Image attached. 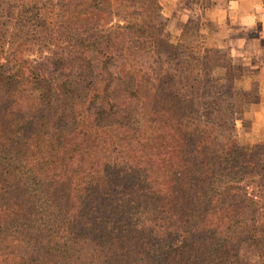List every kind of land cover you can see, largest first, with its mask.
Wrapping results in <instances>:
<instances>
[{
  "label": "trees",
  "instance_id": "trees-1",
  "mask_svg": "<svg viewBox=\"0 0 264 264\" xmlns=\"http://www.w3.org/2000/svg\"><path fill=\"white\" fill-rule=\"evenodd\" d=\"M166 22L0 0V264H264V142L240 151L232 82Z\"/></svg>",
  "mask_w": 264,
  "mask_h": 264
},
{
  "label": "crops",
  "instance_id": "crops-1",
  "mask_svg": "<svg viewBox=\"0 0 264 264\" xmlns=\"http://www.w3.org/2000/svg\"><path fill=\"white\" fill-rule=\"evenodd\" d=\"M167 29L178 32L189 19L203 23L206 37L218 36L215 47L226 49L238 64L249 69L242 77L247 84H260L259 96L253 105L252 133L264 138V0H173ZM167 6V3H166ZM165 7V6H164ZM197 11L194 14L191 10ZM251 17V25L243 21ZM177 21H182L176 25ZM249 110V107H248Z\"/></svg>",
  "mask_w": 264,
  "mask_h": 264
},
{
  "label": "rangeland",
  "instance_id": "rangeland-1",
  "mask_svg": "<svg viewBox=\"0 0 264 264\" xmlns=\"http://www.w3.org/2000/svg\"><path fill=\"white\" fill-rule=\"evenodd\" d=\"M162 7V14L167 19L166 26L164 29L165 38L173 44L180 43L184 46L191 48L194 52L196 50L204 52L203 56L205 57L203 64L209 65L208 63L213 64L214 61L212 59H217V62L220 66L212 67L211 72L209 73L211 78L217 79L220 82L225 80H230L233 84L234 91L239 95V100L237 104L240 105V111L237 110L234 114L235 118V131L234 135L236 141L238 143L240 151H248L253 146L263 143L264 138L260 140L259 138L255 139L258 135H254L252 131L253 127V105H249V110L246 103L261 102L257 101L259 96L260 84H247L245 81L243 82L244 77H242L249 69L247 67L241 66L238 64L237 60H233V57L230 56L228 50L220 49L215 47V40H221L218 36L206 37L203 34V29L201 20H197L193 18L189 19L185 23V27L181 26V29L178 32L172 31L171 29H167L169 19L167 14L169 15L170 9L173 5V0H157ZM167 3V6H166ZM165 6V7H164ZM194 14L197 13L195 9L191 10ZM182 21H177L176 25L181 24ZM211 59L210 61H208ZM194 65V62L193 64ZM234 66V67H233ZM232 67V68H230ZM227 70L229 71V75L227 74ZM119 102V100H116ZM115 101V102H116Z\"/></svg>",
  "mask_w": 264,
  "mask_h": 264
},
{
  "label": "clouds",
  "instance_id": "clouds-1",
  "mask_svg": "<svg viewBox=\"0 0 264 264\" xmlns=\"http://www.w3.org/2000/svg\"><path fill=\"white\" fill-rule=\"evenodd\" d=\"M252 22H253V18H251V17H248V18H246V19L243 21V23L248 24V25H251Z\"/></svg>",
  "mask_w": 264,
  "mask_h": 264
}]
</instances>
